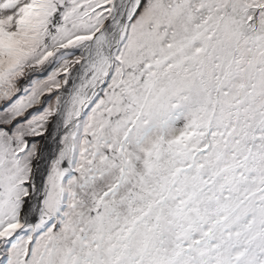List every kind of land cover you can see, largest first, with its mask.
<instances>
[{
  "label": "snow or ice",
  "instance_id": "1",
  "mask_svg": "<svg viewBox=\"0 0 264 264\" xmlns=\"http://www.w3.org/2000/svg\"><path fill=\"white\" fill-rule=\"evenodd\" d=\"M0 264H264V0H0Z\"/></svg>",
  "mask_w": 264,
  "mask_h": 264
}]
</instances>
